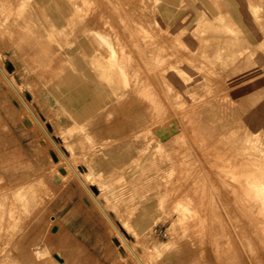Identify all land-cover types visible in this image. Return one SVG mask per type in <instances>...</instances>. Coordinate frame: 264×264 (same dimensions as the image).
I'll return each instance as SVG.
<instances>
[{"label":"rangeland","instance_id":"1","mask_svg":"<svg viewBox=\"0 0 264 264\" xmlns=\"http://www.w3.org/2000/svg\"><path fill=\"white\" fill-rule=\"evenodd\" d=\"M2 1L0 264H264V0Z\"/></svg>","mask_w":264,"mask_h":264},{"label":"bare ground","instance_id":"2","mask_svg":"<svg viewBox=\"0 0 264 264\" xmlns=\"http://www.w3.org/2000/svg\"><path fill=\"white\" fill-rule=\"evenodd\" d=\"M2 1V0H1ZM0 1V2H1ZM5 1V0H4ZM24 1V0H23ZM3 2V1H2ZM26 2V1H25ZM6 3V2H5ZM4 3V4H5ZM4 4L2 3V5L4 6ZM3 7L2 6H0V9H2ZM6 8V7H5ZM4 9V8H3ZM23 9V8H22ZM21 9V10H22ZM12 10V9H11ZM10 10V11H11ZM1 11V10H0ZM8 11V10H7ZM22 14L21 15H23V18H24V21H25V24H28V23H26V21L28 20H25V18L26 17H28V16H24V11L22 12V11H20ZM26 12V11H25ZM8 13H9V11H8ZM7 14V13H6ZM11 15V14H10ZM12 15H13V12H12ZM0 16H1V14H0ZM7 16H9V14H7ZM19 16H20V14H19ZM4 18H5V16H4ZM21 18V17H20ZM3 19V18H2ZM17 19V18H16ZM18 20H20V19H18ZM5 21H7V20H5ZM10 21V20H9ZM21 21V20H20ZM20 21H18V22H20ZM23 22V21H22ZM90 22V21H89ZM17 24V23H16ZM22 24L20 23V30H23V26H21ZM30 25V24H29ZM13 26V25H12ZM36 25H34V27H35ZM41 26V25H40ZM40 26H38L37 25V28L36 29H40V28H38V27H40ZM18 27V26H17ZM26 27H27V25H26ZM25 27V28H26ZM30 27H32L31 25H30ZM29 26H28V29L30 28ZM34 27H32V29L34 30ZM43 27V29H44V26H42ZM31 29V28H30ZM36 29H35V31H36ZM32 30V31H33ZM39 31H41V30H39ZM46 31V30H45ZM44 31V32H45ZM55 31V30H54ZM42 32V31H41ZM36 34H40V33H36ZM47 34V33H46ZM42 35V34H41ZM93 36H94V40H96L95 42L98 44L97 45V48H101V49H103V45H105V44H107V45H109L110 46V48H111V52H110V56H111V58L113 59V57L115 58L116 56V54H114L115 53V47H114V43H113V41H111V39L110 38H108V36H105L103 33H101V32H97V33H95V34H92ZM36 36V35H35ZM95 48H93V50H94ZM95 51V50H94ZM241 54V53H240ZM239 54V55H240ZM232 56H233V59L232 60H237V58L239 57L240 58V56H238V52H234V54H232ZM238 58V59H239ZM264 61V53L261 51V50H255L251 55H249V56H246L245 58L244 57H241L238 61H236L235 63H234V65L232 66V72H235V73H239V72H243L245 75H251V74H253L255 71H256V68L260 65V63H262ZM116 65V64H118V66H120L121 67V65L119 64V63H116V62H113L110 66H112V65ZM122 73H123V77H124V80H125V82H127L128 81V74L125 72V71H122ZM113 78H115V77H113ZM116 81H117V79H116ZM112 84H113V86L112 87H114V83L115 82H111ZM110 83V84H111ZM14 84V83H13ZM109 84V83H108ZM111 86V85H110ZM15 88V87H14ZM260 117H261V119L258 121V127L262 130V132H263V136H264V110L262 109L261 111H260ZM157 122H158V120H156ZM23 122H24V124L25 125H27V126H29V125H31V120L28 118V117H23ZM31 128V127H30ZM58 146V145H57ZM57 149V148H56ZM54 153V152H53ZM60 153V152H59ZM62 156V155H61ZM61 156H59V155H57V154H54L53 155V160H54V163H55V165H56V167H57V169H58V171H59V168L61 169H63L62 171H59L60 172V174L61 175H63V177L64 176H68L69 175V173H70V171H71V162H70V160H68L67 158H66V162H65V159L63 160V156L61 157ZM73 158V157H72ZM70 159V158H69ZM75 159V158H74ZM71 161H73V160H71ZM75 162V161H74ZM73 166V168H74V165H72ZM76 170V169H75ZM92 170H93V173H96L97 172V170H96V168H92ZM73 173H74V171H72ZM72 173V174H73ZM74 174H76V176H78L77 178L79 179V177H80V174L78 173V172H76L75 171V173ZM89 174V173H88ZM61 175H59V176H61ZM72 176V175H71ZM74 176V175H73ZM62 177V176H61ZM60 177V178H61ZM50 179V178H49ZM63 179V178H62ZM66 179V178H65ZM95 180V179H94ZM62 181V180H61ZM78 181V180H77ZM68 182V181H67ZM94 182V181H93ZM83 183V182H82ZM95 183V182H94ZM57 184V183H56ZM67 184V183H66ZM64 185V184H63ZM85 185V184H84ZM253 188L255 189V193H256V196H259V195H261V196H264V179H262V178H260L259 177V179L257 180V181H254L253 182ZM22 186V185H21ZM57 186V185H56ZM55 187V186H54ZM31 188V187H30ZM33 189V188H32ZM39 189V188H38ZM22 191V190H21ZM29 191V190H28ZM30 191H31V189H30ZM28 192V193H25L23 196L24 197H26V198H30L32 195H33V192L31 191V192ZM35 191V190H34ZM137 195V194H136ZM35 196V195H34ZM137 196H139V195H137ZM34 199V198H33ZM139 199H140V197H139ZM141 199H142V197H141ZM140 199V200H141ZM23 201V200H22ZM262 201V200H261ZM264 201V200H263ZM263 203V202H262ZM29 204V203H28ZM262 205H264V203L262 204ZM47 206V205H46ZM26 208H27V206H25ZM26 208H25V210H26ZM28 210H29V208H27ZM256 209H257V211L258 212H264V210H263V206H259V208L258 207H256ZM32 210V209H31ZM31 210H29V213H31L32 211ZM44 210V209H43ZM42 210V211H43ZM45 210H46V208H45ZM31 211V212H30ZM29 213H27V215L29 214ZM41 213H43V212H41ZM45 213V212H44ZM43 213V214H44ZM32 214V213H31ZM30 214V215H31ZM42 214V215H43ZM26 215V217H28ZM41 214H40V217L42 216ZM12 216V215H11ZM10 216V217H11ZM36 216V215H35ZM38 216V215H37ZM44 216V215H43ZM42 216V219L44 218ZM30 218H31V216H29ZM29 217H28V220H29ZM51 217V216H50ZM34 218V217H33ZM33 218H32V220H33ZM38 218H39V216H38ZM37 218V219H38ZM2 219H4V218H2ZM56 219V218H55ZM6 220V219H5ZM4 220V221H5ZM8 220H9V218H8ZM11 220V219H10ZM9 220V221H10ZM14 220V219H13ZM27 220V221H28ZM40 220V219H39ZM44 220V219H43ZM50 220V219H49ZM7 221V220H6ZM18 221V220H17ZM40 221H42V220H40ZM33 222V221H32ZM39 222V221H38ZM37 222V223H38ZM19 223V222H18ZM36 223V224H37ZM53 223V222H52ZM28 224V223H27ZM30 224H32L31 222H30ZM30 224H29V226H30ZM39 225H40V223H38ZM43 224H44V222H43ZM43 224L41 225L42 227H43ZM55 224V223H54ZM9 225V224H8ZM21 225V224H20ZM34 225H35V223H34ZM38 226V225H37ZM60 226V225H59ZM58 226V227H59ZM10 227V226H9ZM41 227V228H42ZM56 227V229L54 230V228ZM54 228H53V230L54 231H56L57 230V226H55ZM48 228V227H47ZM27 229V228H26ZM38 229H39V227H38ZM47 230V229H46ZM50 230H51V228H50ZM52 230V231H53ZM60 230V229H59ZM57 232V231H56ZM59 232V231H58ZM55 233V232H54ZM123 236V235H122ZM120 237H121V235H120ZM122 240V239H121ZM125 240V239H124ZM123 241V240H122ZM123 243V242H122ZM125 243V242H124ZM125 245H126V243H125ZM128 245V244H127ZM123 246V245H122ZM46 247V246H45ZM50 247V246H49ZM248 247V246H247ZM58 248V247H57ZM127 248V247H126ZM50 250V249H49ZM54 250H55V248H54ZM81 251H82V249H80ZM80 250H78L77 252H79ZM252 250V249H251ZM51 251H52V248H51ZM57 251V250H56ZM76 252V253H77ZM255 252V251H254ZM80 253V252H79ZM78 253V254H79ZM51 255V254H50ZM77 255V254H76ZM251 256H253V255H251ZM77 258V257H76ZM53 259H54V261H58V262H62V263H64L63 261H65V258L63 257V255H61V253H59V252H54L53 253ZM251 259V258H250ZM250 259H249V261H250ZM256 262V261H255ZM66 263V262H65Z\"/></svg>","mask_w":264,"mask_h":264},{"label":"water","instance_id":"3","mask_svg":"<svg viewBox=\"0 0 264 264\" xmlns=\"http://www.w3.org/2000/svg\"><path fill=\"white\" fill-rule=\"evenodd\" d=\"M56 229V227L54 228V230Z\"/></svg>","mask_w":264,"mask_h":264}]
</instances>
